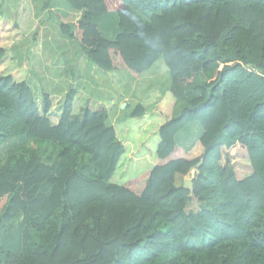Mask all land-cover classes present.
<instances>
[{"label":"trees","instance_id":"16d2710c","mask_svg":"<svg viewBox=\"0 0 264 264\" xmlns=\"http://www.w3.org/2000/svg\"><path fill=\"white\" fill-rule=\"evenodd\" d=\"M68 2L57 20L81 48L75 63L63 53L74 81L85 60L139 78L164 59L170 85L160 122L136 137L146 105L112 124L115 104L90 81L54 116L61 94L39 103L8 43L30 38L26 66L41 69L43 24L30 0L9 15L0 0V264H264V0ZM109 13L115 40L96 21ZM195 123L203 133L187 149L177 138ZM15 137L58 144L59 163L43 150L2 161Z\"/></svg>","mask_w":264,"mask_h":264},{"label":"rangeland","instance_id":"374dc122","mask_svg":"<svg viewBox=\"0 0 264 264\" xmlns=\"http://www.w3.org/2000/svg\"><path fill=\"white\" fill-rule=\"evenodd\" d=\"M30 1L34 6L35 16L43 24L45 49L42 58V68L38 69L32 66H25L28 63L33 64L28 61V48L32 45V40L30 38L16 37L17 39L10 40L8 43H11L10 45L14 48L16 57L19 59L21 65L27 68L29 72V84L33 88L39 103L42 102V95L44 92L61 94L59 102H57V105L53 109V115L56 116L69 88L73 84L82 87L85 81H90L92 84L96 85L94 86L95 89L93 92L95 97H104L103 99L108 100L110 106H112L111 103L115 104L110 116V122L112 124L118 123L119 119H123L125 116L129 115L138 103L143 102L144 105H146V117L142 121L136 123L137 132L134 137L138 134L140 135L141 126L143 127L150 123L160 122V120H157L158 116L156 112H158L163 102L165 92L169 88L171 80L164 59H160L154 65L153 69L144 73L139 78H136L127 70L107 72L94 67L85 60V63H81V69L75 68L78 69L76 71L82 75V79H75L74 81V78L70 77L71 75L68 72L72 70V67L65 61L64 56L66 54L64 55L63 53H67V57H71L75 63L78 54L81 53V48L77 42L64 38L59 30V22L57 20V13L62 12L68 14L70 12V3L68 0ZM25 2L26 0H5L4 10L6 14L9 15L12 7L16 4H21L23 6ZM96 21L107 39H116L120 32L119 19L116 13H109L98 17ZM53 46L58 49L61 55H56V57L52 58L51 50L55 49ZM60 61L63 64L60 70L62 75H60V77L59 75L54 77L51 75L54 72L50 66H57ZM65 69L67 72H63ZM182 107L183 104L179 103L175 113H180ZM202 133L203 127L199 123L192 124L180 132L177 138L178 143L187 149L194 148L196 141L201 137ZM132 134L133 131L130 132L129 135ZM59 148L60 146L58 144L40 139L15 137L1 147V158L2 161H6L10 155L17 152L30 153L33 150H43V161L47 164L55 165L59 163L58 155L56 154ZM18 225L19 221L12 226V234L16 231Z\"/></svg>","mask_w":264,"mask_h":264},{"label":"clouds","instance_id":"9594fccd","mask_svg":"<svg viewBox=\"0 0 264 264\" xmlns=\"http://www.w3.org/2000/svg\"><path fill=\"white\" fill-rule=\"evenodd\" d=\"M134 9L130 8V7H126L122 10V16H127L129 17L133 22L139 23L138 20V15L134 14ZM149 46L156 48L158 46V41L153 39L151 41H149Z\"/></svg>","mask_w":264,"mask_h":264},{"label":"crops","instance_id":"0c3cea01","mask_svg":"<svg viewBox=\"0 0 264 264\" xmlns=\"http://www.w3.org/2000/svg\"><path fill=\"white\" fill-rule=\"evenodd\" d=\"M44 37V36H43ZM43 53H44V39L42 38V50H41V55H43ZM26 66V65H25ZM94 86H96L95 84H94Z\"/></svg>","mask_w":264,"mask_h":264}]
</instances>
